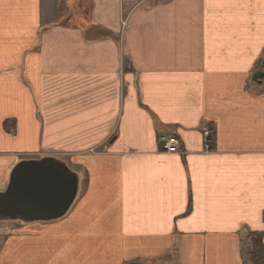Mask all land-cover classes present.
<instances>
[{
	"label": "crops",
	"instance_id": "0c3cea01",
	"mask_svg": "<svg viewBox=\"0 0 264 264\" xmlns=\"http://www.w3.org/2000/svg\"><path fill=\"white\" fill-rule=\"evenodd\" d=\"M263 59L264 0H0V191L25 159L79 176L60 220L0 218V264H249Z\"/></svg>",
	"mask_w": 264,
	"mask_h": 264
},
{
	"label": "water",
	"instance_id": "95a60500",
	"mask_svg": "<svg viewBox=\"0 0 264 264\" xmlns=\"http://www.w3.org/2000/svg\"><path fill=\"white\" fill-rule=\"evenodd\" d=\"M255 78L263 80L264 72H258ZM78 190L79 176L64 162L53 157L20 161L11 173L6 190L0 191V218L59 219L73 205Z\"/></svg>",
	"mask_w": 264,
	"mask_h": 264
},
{
	"label": "built area",
	"instance_id": "2783aa9c",
	"mask_svg": "<svg viewBox=\"0 0 264 264\" xmlns=\"http://www.w3.org/2000/svg\"><path fill=\"white\" fill-rule=\"evenodd\" d=\"M204 148L205 151H213L214 150V136L212 127L208 130L204 131ZM164 148L170 152H178L179 151V141L175 137H168L163 139Z\"/></svg>",
	"mask_w": 264,
	"mask_h": 264
},
{
	"label": "trees",
	"instance_id": "16d2710c",
	"mask_svg": "<svg viewBox=\"0 0 264 264\" xmlns=\"http://www.w3.org/2000/svg\"><path fill=\"white\" fill-rule=\"evenodd\" d=\"M262 235L252 236L254 245L250 247L249 251V264H263L264 263V245L261 241Z\"/></svg>",
	"mask_w": 264,
	"mask_h": 264
},
{
	"label": "rangeland",
	"instance_id": "374dc122",
	"mask_svg": "<svg viewBox=\"0 0 264 264\" xmlns=\"http://www.w3.org/2000/svg\"><path fill=\"white\" fill-rule=\"evenodd\" d=\"M79 198V197H78ZM78 198H77V200H78ZM77 200L75 201V203L77 202ZM74 203V204H75ZM74 208V205L72 206V208L70 209V210H72ZM62 218V217H61ZM61 218H59V219H56V220H60ZM40 223H43V224H47V223H52V222H54V220H51V221H39ZM20 223V222H19Z\"/></svg>",
	"mask_w": 264,
	"mask_h": 264
}]
</instances>
